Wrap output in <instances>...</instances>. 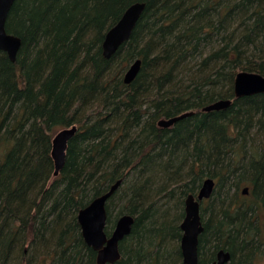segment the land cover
Segmentation results:
<instances>
[{
    "label": "trees",
    "instance_id": "1",
    "mask_svg": "<svg viewBox=\"0 0 264 264\" xmlns=\"http://www.w3.org/2000/svg\"><path fill=\"white\" fill-rule=\"evenodd\" d=\"M137 2L129 40L105 59L106 32ZM5 30L21 46L14 62L0 51V264H96L77 213L119 179L106 232L122 214L134 222L114 264H181L184 199L207 178L199 264L219 249L261 264L264 94L236 98L233 84L264 76V0H15ZM219 100L231 105L202 111ZM72 126L54 177L52 139Z\"/></svg>",
    "mask_w": 264,
    "mask_h": 264
},
{
    "label": "water",
    "instance_id": "2",
    "mask_svg": "<svg viewBox=\"0 0 264 264\" xmlns=\"http://www.w3.org/2000/svg\"><path fill=\"white\" fill-rule=\"evenodd\" d=\"M15 0H0V51L6 53L11 62L15 61L21 40L17 36L8 34L5 30V22L8 12ZM145 8L144 3H134L126 8L118 22L105 34L102 42V55L105 59L114 56L117 50L129 40L132 31L140 19ZM141 60L136 59L126 69L123 82L131 83L138 74ZM233 92L236 98L264 94V76L246 71L238 72L234 79ZM231 105V100H219L205 106L203 112L221 111ZM193 112H185L169 119H160L157 124L160 128H169L176 121L192 115ZM77 132L76 126L63 128L52 139L51 158L54 164L53 176L57 177L62 170L68 142ZM122 183V179L112 184L104 194L92 199L90 203L77 213V222L85 244L96 253V264H114L119 261L121 254L119 243L130 234L134 219L127 214L120 215L109 234L106 232L107 212L106 203L116 189ZM215 188V182L211 178L204 179L198 192L189 194L184 199V216L180 223V253L181 264H199L198 239L203 232L200 208L204 199H209ZM247 189L242 191L246 194ZM230 260L229 252L219 249L215 253V259L211 264H227ZM264 262V256H263Z\"/></svg>",
    "mask_w": 264,
    "mask_h": 264
},
{
    "label": "rangeland",
    "instance_id": "3",
    "mask_svg": "<svg viewBox=\"0 0 264 264\" xmlns=\"http://www.w3.org/2000/svg\"><path fill=\"white\" fill-rule=\"evenodd\" d=\"M242 186V185H241ZM242 188L243 187H240V189H239V193H238V195H237V198H238V201L239 202H242L243 200H244V194H241V191H242ZM217 191V187H216V185H215V192ZM210 200H211V197L208 199V200H204L203 201V204L201 205V208H203L205 205H207L209 202H210ZM120 204L121 203H119V204H115V208H116V210L119 208V206H120ZM113 219H114V213L112 214V216H111V220L113 221ZM262 239H263V241H264V235L262 236ZM262 244H263V246H262V249H261V252H259L258 254H257V258H258V261L257 260H255L256 262H258V263H261V264H264L263 263V256H264V242H262Z\"/></svg>",
    "mask_w": 264,
    "mask_h": 264
},
{
    "label": "flooded vegetation",
    "instance_id": "4",
    "mask_svg": "<svg viewBox=\"0 0 264 264\" xmlns=\"http://www.w3.org/2000/svg\"><path fill=\"white\" fill-rule=\"evenodd\" d=\"M203 201H204V200H203ZM203 201L201 202V205L203 204ZM201 209H202V208H200V210H201ZM214 259H215V258H214ZM198 260H199V255H198ZM213 261H214V260H213ZM213 261H212V262H213ZM212 262H211V263H212ZM211 263H210V264H211Z\"/></svg>",
    "mask_w": 264,
    "mask_h": 264
},
{
    "label": "bare ground",
    "instance_id": "5",
    "mask_svg": "<svg viewBox=\"0 0 264 264\" xmlns=\"http://www.w3.org/2000/svg\"><path fill=\"white\" fill-rule=\"evenodd\" d=\"M134 4V3H133ZM132 5V4H131ZM107 212V211H106Z\"/></svg>",
    "mask_w": 264,
    "mask_h": 264
}]
</instances>
